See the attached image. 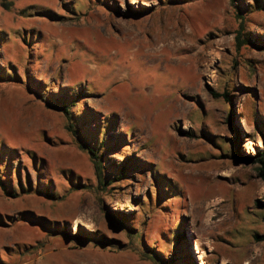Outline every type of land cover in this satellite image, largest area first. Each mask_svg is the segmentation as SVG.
I'll return each instance as SVG.
<instances>
[{
    "label": "rangeland",
    "instance_id": "374dc122",
    "mask_svg": "<svg viewBox=\"0 0 264 264\" xmlns=\"http://www.w3.org/2000/svg\"><path fill=\"white\" fill-rule=\"evenodd\" d=\"M248 4L0 0V172L33 188L0 187V264H264V178L242 157L264 149V7L244 11L257 43L233 33ZM72 94L103 184L46 103Z\"/></svg>",
    "mask_w": 264,
    "mask_h": 264
},
{
    "label": "trees",
    "instance_id": "16d2710c",
    "mask_svg": "<svg viewBox=\"0 0 264 264\" xmlns=\"http://www.w3.org/2000/svg\"><path fill=\"white\" fill-rule=\"evenodd\" d=\"M253 1H254V4H251V5L248 4L249 8L247 7L243 9L240 6H236L235 18L237 21V26L235 27L233 33H235V44L237 45V47L243 46L248 43H257L255 38L250 34V32L246 28V22H245L246 16H245L244 11L247 13V12H251L254 10H261L264 7V0H253ZM9 77H12L10 73L0 72L1 81H8V79H10ZM213 94L215 96H223L224 98H226L227 101L229 99L228 97L230 96V93H228L227 90L223 91L221 94L218 92H213ZM73 95L75 94H72L68 97L63 96V95H56L54 97H50L46 95V97H48L46 98V103L52 107H56L60 109L63 112L67 120V129L75 137H77L81 148L85 149L90 154L92 161L94 163V166H95V173L98 177L99 184H103V177L101 176V172L103 168L102 166L103 158L102 156H100V150L103 148V146H105V141L103 139L98 140V138H96L95 135L98 132V130L96 132L95 131H88V132L85 131L87 129L85 128L83 123L89 118V116L87 115L85 117H82L83 115L81 116L80 113L78 114V113L73 112V110L71 109V106L75 104V101H76L75 99H73V97H75ZM231 116L232 114L230 112L228 116V120L231 119ZM242 157L244 159H247V161L257 163L259 173L264 178V149L257 150V152H255L252 155H243ZM126 170H127V167L122 165L119 170V173L124 174ZM8 174L9 173L2 174V171L0 172V187L7 195L9 196L17 195L18 191H25L26 193L33 191V188H31V186L24 188L23 185L19 182V178L17 176H16V179L19 184V189L17 190V189H14L13 187L12 188L10 187L9 189V185L5 183L7 179L2 176V175L7 176ZM16 175H17V171H16ZM35 191H41L48 196L53 195L50 192V190L47 188L40 189L37 187ZM157 193L158 192L156 190V195ZM117 219L120 221L123 218H117ZM181 236L182 234H180L177 237V239L179 240ZM75 237L77 239H83V237L79 234L75 235ZM150 257L154 259L152 256ZM166 264H175V261L174 259L170 258Z\"/></svg>",
    "mask_w": 264,
    "mask_h": 264
}]
</instances>
